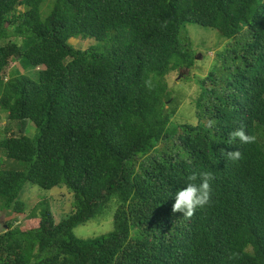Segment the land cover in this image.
Wrapping results in <instances>:
<instances>
[{"label": "trees", "instance_id": "obj_1", "mask_svg": "<svg viewBox=\"0 0 264 264\" xmlns=\"http://www.w3.org/2000/svg\"><path fill=\"white\" fill-rule=\"evenodd\" d=\"M191 24L228 42L178 123L166 78L194 65ZM0 108V264H264V0H0ZM238 128L256 142L228 144ZM200 171L208 204L173 212ZM27 183L73 211L27 210ZM111 203V231L75 234Z\"/></svg>", "mask_w": 264, "mask_h": 264}, {"label": "rangeland", "instance_id": "obj_2", "mask_svg": "<svg viewBox=\"0 0 264 264\" xmlns=\"http://www.w3.org/2000/svg\"><path fill=\"white\" fill-rule=\"evenodd\" d=\"M188 32H190L193 38L189 53L194 59V65L191 68H184L181 72H173L166 78L170 91L179 102L178 111L173 117L174 121L178 123L197 122L195 116L196 108L193 103L200 89L197 81L205 78L209 71H211L214 61L216 60L215 56L225 51V46L228 42V40L221 36L216 30L211 28L191 24L188 26ZM71 43L85 49L94 43V41L71 39ZM15 66L21 72H27L24 71L18 63H16ZM36 71L37 70L29 71V74L36 77ZM7 118V113L0 108V138L3 136L5 124L8 122ZM4 159L5 158L0 155V165ZM22 198L27 203L29 208L27 210L32 209L43 198L47 199L52 207L57 222L66 218L74 209L73 193L65 186L44 190L38 186L27 183ZM115 207V204L111 203L110 209L107 208L104 210L100 217L76 227L75 234L79 237L88 238L106 234L111 231L113 229V212ZM5 215V212L0 211V232L5 230V219H11L10 216L6 217ZM20 216L25 217L26 214ZM27 220V226L36 223L34 219L31 221H29V219ZM17 223H19V221H17Z\"/></svg>", "mask_w": 264, "mask_h": 264}, {"label": "clouds", "instance_id": "obj_3", "mask_svg": "<svg viewBox=\"0 0 264 264\" xmlns=\"http://www.w3.org/2000/svg\"><path fill=\"white\" fill-rule=\"evenodd\" d=\"M230 145H250L256 142V136L247 133L243 128L233 130L229 135ZM226 158L233 161L241 158L239 150L226 152ZM215 177L211 172L200 171L193 172L187 177L185 186L180 187L174 195V204L172 206L173 212H181L186 218H191L197 209L203 208L208 204L211 198V185L210 182ZM197 179L200 183H194Z\"/></svg>", "mask_w": 264, "mask_h": 264}]
</instances>
